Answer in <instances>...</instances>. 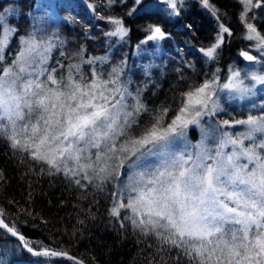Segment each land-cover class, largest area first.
Here are the masks:
<instances>
[{
  "label": "rangeland",
  "instance_id": "rangeland-1",
  "mask_svg": "<svg viewBox=\"0 0 264 264\" xmlns=\"http://www.w3.org/2000/svg\"><path fill=\"white\" fill-rule=\"evenodd\" d=\"M34 1L33 13L25 16L30 18L32 33L41 21L61 18L56 16L55 0ZM187 1L191 0L148 4L174 18ZM195 1L217 25L211 46L199 49L205 60H213L224 35L232 29L221 22L209 0ZM235 1L239 6L235 23L247 44L241 50L256 59H241L237 64L238 50L223 69L215 67L210 81L186 93L183 106L167 127L137 135L125 129L135 119V95L141 87L138 90L135 84L134 92L127 90L128 78L124 83L114 81L117 77L111 82L99 78L94 70L97 59L85 61L92 77L82 86L70 72L60 84L53 77L43 81L52 40L24 34L13 64L4 65V51L22 15L20 8L5 5L0 12V132L54 170L87 180L112 181L115 209L126 196L135 213L163 217L179 234L212 243L228 253L231 261L245 256L244 245L252 231L250 247L255 251L235 261L264 264V34L246 18L249 12L253 17L264 0ZM38 10L44 14H37ZM115 27L117 35L126 32L121 24ZM162 37L152 26L133 55H152L153 62ZM240 240L244 242L237 246L239 250L226 244ZM11 249L10 241L3 242L0 256L10 255Z\"/></svg>",
  "mask_w": 264,
  "mask_h": 264
},
{
  "label": "trees",
  "instance_id": "trees-1",
  "mask_svg": "<svg viewBox=\"0 0 264 264\" xmlns=\"http://www.w3.org/2000/svg\"><path fill=\"white\" fill-rule=\"evenodd\" d=\"M149 1L154 0L139 4L134 0H55L56 16L61 18L41 21L32 33L30 18L25 16L33 13L35 1L0 0V12L5 5L22 10L19 27L4 51L3 64H13L22 35L38 40L50 36L52 45L46 53L43 81L53 77L60 84L70 72L82 86L92 77L85 61L97 59L94 70L99 78L111 82L117 77L114 81L119 83L128 78L127 90H133L135 84L138 90L141 87L135 95L137 113L126 132L137 135L163 129L183 106L186 93L210 81L215 67L223 69L247 44L235 23L239 9L235 0H209L221 22L232 29L224 35L216 58L209 61L199 52L211 46L217 32L208 11L191 0L184 3L177 17L169 18L151 9ZM37 14L44 12L38 10ZM250 14L246 18L264 34V6L253 17ZM9 19L15 23L12 17ZM116 23L126 29L124 34H116ZM152 26L163 34L153 62L152 55H133L134 47ZM236 61L242 63L239 55ZM118 70L119 76L115 74ZM115 196L112 181L87 180L54 170L0 132V217L32 249L66 252L86 264H238L236 261L245 260L255 251L250 247L254 237L251 231L244 245L246 252L242 253L245 256L231 261L228 253L220 252L212 243L179 234L165 218L135 213L128 207L126 196L115 209ZM6 241L14 249L10 255L0 256V264H78L63 258L30 256L0 229V244ZM243 242L226 244L239 250L237 246Z\"/></svg>",
  "mask_w": 264,
  "mask_h": 264
},
{
  "label": "water",
  "instance_id": "water-1",
  "mask_svg": "<svg viewBox=\"0 0 264 264\" xmlns=\"http://www.w3.org/2000/svg\"><path fill=\"white\" fill-rule=\"evenodd\" d=\"M241 59H244L246 61H254L256 57L249 51L243 49L240 51L239 54ZM0 229L12 236L14 239H16L20 245L22 250L27 253L30 256H36V257H50V258H63L68 259L73 262H76L78 264H86L83 260L62 251H56L51 249H32L28 247L25 243L24 237L16 231L14 228L9 226L1 217H0Z\"/></svg>",
  "mask_w": 264,
  "mask_h": 264
},
{
  "label": "bare ground",
  "instance_id": "bare-ground-1",
  "mask_svg": "<svg viewBox=\"0 0 264 264\" xmlns=\"http://www.w3.org/2000/svg\"><path fill=\"white\" fill-rule=\"evenodd\" d=\"M20 244V243H19Z\"/></svg>",
  "mask_w": 264,
  "mask_h": 264
}]
</instances>
